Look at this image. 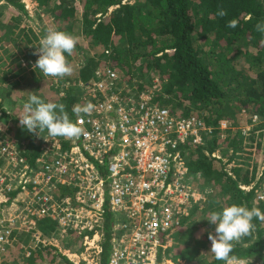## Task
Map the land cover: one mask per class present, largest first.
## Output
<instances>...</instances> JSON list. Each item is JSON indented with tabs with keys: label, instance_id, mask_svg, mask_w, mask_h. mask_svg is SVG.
I'll use <instances>...</instances> for the list:
<instances>
[{
	"label": "trees",
	"instance_id": "1",
	"mask_svg": "<svg viewBox=\"0 0 264 264\" xmlns=\"http://www.w3.org/2000/svg\"><path fill=\"white\" fill-rule=\"evenodd\" d=\"M0 2L9 5L15 14L19 12L6 23L1 17L3 12L0 13V28L9 29L7 31L12 33L11 29L18 26L21 15L28 16L27 10L21 0ZM35 2L37 7L44 8L51 15L55 30L77 37V43L79 40L86 42L90 50H98L85 53L83 62L74 67L76 75L57 78L59 83H63V80L69 83L86 80L97 68L109 66L124 80L134 79L136 91L157 87L158 90L150 91L151 95H155L152 101L157 105L170 107L179 115L203 113L205 123L213 127L214 132L220 119L232 121L229 124L231 127L241 123V111H246L247 115H257L261 122L247 136L243 135L241 129L228 128L225 130L226 139L219 141L217 131L203 146L184 145L182 155L187 170L202 173L211 187L200 209L205 218L212 211L233 203L264 211V200L253 202L256 191L264 188V179L259 177L260 167L264 176V34L255 27L258 22H264V0ZM221 8L227 12L225 17L217 15ZM232 19L238 21L235 28L227 26ZM21 28V41L34 43L37 36L33 29L26 26ZM44 34L43 30L41 35ZM33 49L35 47L23 51L27 54L23 55L24 59L30 57L32 62L37 60L36 55L31 53ZM26 73L38 81L44 77L33 67ZM17 74L19 70L13 74L0 70V83L9 82V76ZM20 76L23 78L25 75ZM45 80L52 83L51 79ZM12 85L17 86V81ZM76 88L62 86V94L56 102L65 105V111L73 122L77 116L73 112L74 106L81 105L83 108L87 102L83 98V104L82 98L77 95L80 88ZM55 89L60 88L57 85ZM10 93L7 92V95ZM0 112V119L5 118L8 122L11 115L1 104ZM16 120L12 118L6 130L14 129V140L17 141L13 143L15 149L23 158L33 162L40 152L39 138L23 129ZM1 135L2 139H11L6 133ZM216 149H219L220 158L212 156ZM222 158L226 161H222ZM231 163L233 166L227 171L226 166ZM240 186L251 188L243 190ZM71 191L65 186L59 187L62 195L71 194ZM105 216V236L99 264H107L113 222L109 212ZM198 223L192 221L191 226L185 229L180 225L169 237L172 245L159 253L157 264H161L163 258L174 263L181 260L184 264H224L215 260L213 255L195 261L194 253L201 243V239L195 237ZM253 223L255 227L251 234L242 237L240 242H234L232 254L244 264H264V225L257 219ZM201 226L205 239L209 232L215 234V225L206 219ZM71 249L75 250L72 246ZM50 255L49 262L54 261L53 258L56 260V255ZM59 257L61 264H72L64 256ZM43 260V254L34 251L25 264H36Z\"/></svg>",
	"mask_w": 264,
	"mask_h": 264
},
{
	"label": "built area",
	"instance_id": "2",
	"mask_svg": "<svg viewBox=\"0 0 264 264\" xmlns=\"http://www.w3.org/2000/svg\"><path fill=\"white\" fill-rule=\"evenodd\" d=\"M133 84L109 66L79 79L83 104L84 98L93 105L74 120L81 135L43 132L33 162L10 141L0 144V264H25L47 244L73 264H99L106 212L113 220L107 264H157L159 253L171 246L170 235L199 199V175L188 173L183 146L205 144L214 128L203 113L179 115ZM249 118L258 122L256 115ZM226 128L228 121L220 119L218 129ZM62 186L71 194L62 195ZM263 200L261 187L253 202ZM41 224L60 237L73 230L81 248L61 249L50 238L40 239ZM161 263L173 264L164 258Z\"/></svg>",
	"mask_w": 264,
	"mask_h": 264
},
{
	"label": "rangeland",
	"instance_id": "3",
	"mask_svg": "<svg viewBox=\"0 0 264 264\" xmlns=\"http://www.w3.org/2000/svg\"><path fill=\"white\" fill-rule=\"evenodd\" d=\"M21 1L24 2V7L27 10L28 16L21 15V18H19L20 23L18 24V26L16 28L11 29V31H13L12 33L7 31L9 29L0 28V70H8L10 71V74H13L17 70H19V74L14 75V76L13 75L9 76V82L0 83V104L6 110V113L11 115V117L8 119L9 120L8 122L6 121L5 118L0 119V139H1L0 144L4 141H10L12 144L17 143V141L14 140V137H15L14 129H11L9 132H7L6 129H7L8 123L12 121V118H16L17 119L16 123L20 124L18 116H20L23 112L22 106L28 98V95H29L28 92H35V94L39 95L41 98L45 99L46 101L57 102V99L62 94V89H61L62 86H66V87L71 86L72 88H75V89H77L76 87H79L78 81L75 83H69V81L63 80V83H59L57 81V78H53V77H43V80L38 81L32 75L26 73L27 71H29L30 67L31 68L33 67L35 62H32L30 57H28V59H24L23 55H27V54L23 51L31 47L33 48L37 47L39 44L40 38L43 36L41 35L42 31L44 30V33H45L48 29H54L55 23L51 15L47 13L46 10H44V8H39L37 7V4H34L35 0H21ZM129 1L131 2L132 0H129ZM1 12H3L2 13L3 15L1 17H3L2 20L4 23H6L7 21H10L12 17L19 14V12L15 14L13 9L9 5L3 2H0V13ZM22 26H26V27L33 29L34 34L37 36V39L34 40V43L25 44V40L21 41L23 38V32L21 31ZM12 38H15L16 40L14 41L12 40ZM35 51L36 49H33L31 53L33 54ZM97 51L90 50L86 42L79 40L72 54L70 56H67L68 62L73 69L72 73L67 76L72 77L76 75L75 68L77 67V64H79L80 62H83V57H84L83 55H86L85 53H93ZM36 58H38L37 55H36ZM22 74L25 75L23 76V78L20 76ZM45 79H51L52 83L46 82ZM16 81H17V86H13L12 83ZM57 85L60 89H55ZM9 89H11L12 91H9ZM133 89L136 91L135 85ZM153 89L158 90L157 87L155 88L153 87ZM152 90L150 89L147 90L148 94L151 93L150 91ZM7 92H11L10 95H7ZM82 92L83 91L81 89L78 90L77 95L80 98H82L83 96ZM137 92H140V91H137ZM151 96L155 97V95H151ZM240 119L242 120H241V123L238 124L239 126L236 125V126H231V127L234 129L241 127L240 129L242 130L251 128V126L247 125L244 120V119H247L246 117H240ZM2 133H6V135L11 139H8L7 137H4V139H2V135H1ZM42 133H40V135H42ZM36 136L40 139V136L38 135ZM214 152L215 154L218 155L219 149ZM223 159L225 160V158ZM198 175H199V178H198V181L194 182L195 183L194 187L197 190L196 192H198L199 199L196 198V200L197 199L198 200L196 201L194 206H192V208L189 210L188 214L185 217H183L182 224H181L183 226V229H185L186 227L191 226L192 221L199 222L196 225L197 229L195 230V233H196L195 237L198 239H201L200 240L201 243L196 248L195 253H194L196 262H199L200 260H205L207 257L213 255L212 253H210L211 241L208 239V236H207V239H205V236H203V232H201L202 229H200V227H202L201 225L204 224L205 219H206L204 214H201L200 209L205 203L207 195L211 192V187L207 184V181L202 177V174L200 172L195 173L192 177H196ZM191 212H193L192 216L190 214ZM46 225L41 224L37 228V230L39 229V231L41 232L40 239L50 238L51 243L53 244L56 243L57 246L60 247L61 249L63 248L68 249L71 246H74L76 249L81 248L80 246L81 236L78 234H75L73 230L66 228L65 229L66 232L63 234L62 237H60V235H58L59 233L52 231ZM213 235L215 234L213 233ZM172 236L175 237L174 234ZM188 242H190V240ZM238 242H240V240ZM48 245L49 244L44 245V247L42 245L41 250H36V251H40V253H42L44 257V260L42 262H38L36 264H61L60 262L61 257H59V253H57L58 249L55 248L56 246H52L51 244L49 246ZM50 253L56 255L57 257L56 260L53 258L54 261L49 262L48 257L51 256ZM176 264H184V262L181 260H178ZM237 264H244V263L241 261H238Z\"/></svg>",
	"mask_w": 264,
	"mask_h": 264
},
{
	"label": "clouds",
	"instance_id": "4",
	"mask_svg": "<svg viewBox=\"0 0 264 264\" xmlns=\"http://www.w3.org/2000/svg\"><path fill=\"white\" fill-rule=\"evenodd\" d=\"M217 15L220 17H225L227 12L221 8L217 11ZM237 24L238 21L236 19H232L228 22L227 26L229 28H235L237 27ZM255 27L258 32L264 34V22H258ZM77 39V37L67 32L48 29L40 38L38 46L35 47L36 51L33 54L37 55L38 58L33 65V69L35 71L38 69L44 77L63 78L66 75H70L73 69L68 62L67 56L72 54L77 44ZM28 93V98L22 106L23 112L20 116H18L19 123L23 129L38 136H41L40 133L45 131L50 137L73 138L81 135L83 131L82 128L70 119L67 112L65 111L64 104L46 101L39 95L35 94V92ZM92 108L93 105L91 103L87 104L83 108L77 105L74 106L73 112L77 115H79L82 111L84 113H90ZM198 112L200 113V111ZM194 114L196 113L189 115ZM249 116L252 115H247L246 113L244 116L242 114L240 115V117H246L247 119H244L246 124L251 126L250 131L243 133L244 136H247L251 132L252 128L261 122V119L256 115L258 117V122L254 124ZM226 120L228 121V128H232L229 127L230 121L228 119ZM240 128L241 127H238V129ZM226 129L221 131L217 126L219 141L221 139H226ZM217 131H213L212 136L209 137L206 142L209 141L215 133L217 134ZM220 134H223V137H221ZM212 156L220 158L219 154L217 155L215 152L212 153ZM222 161H226V159L224 160L222 158ZM232 166V163L228 164L226 166V170L229 171V168ZM188 173L193 176L197 172L190 173L188 171ZM260 173L262 174V167H260ZM261 178L264 179V177ZM254 219L264 222V211H261V209L258 207L248 208L236 203L222 207L218 211L214 210L210 213L206 220L210 224L215 225V235L209 232L208 239L211 241L210 253L213 254L215 260L222 261L224 264H237L238 257L232 254L234 242L239 241L242 237H246L251 234L255 227L253 223ZM172 263L176 264L174 262Z\"/></svg>",
	"mask_w": 264,
	"mask_h": 264
},
{
	"label": "crops",
	"instance_id": "5",
	"mask_svg": "<svg viewBox=\"0 0 264 264\" xmlns=\"http://www.w3.org/2000/svg\"><path fill=\"white\" fill-rule=\"evenodd\" d=\"M67 245H69V244H67ZM68 247V246H67ZM72 247H74V246H72ZM74 249H75V247H74Z\"/></svg>",
	"mask_w": 264,
	"mask_h": 264
}]
</instances>
